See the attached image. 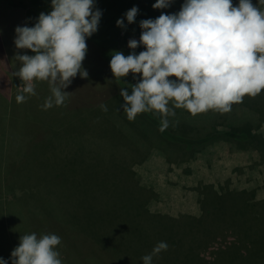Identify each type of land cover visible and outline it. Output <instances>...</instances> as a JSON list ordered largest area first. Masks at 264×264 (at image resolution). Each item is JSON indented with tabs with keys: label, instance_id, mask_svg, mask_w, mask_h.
<instances>
[{
	"label": "rangeland",
	"instance_id": "374dc122",
	"mask_svg": "<svg viewBox=\"0 0 264 264\" xmlns=\"http://www.w3.org/2000/svg\"><path fill=\"white\" fill-rule=\"evenodd\" d=\"M41 1L31 10L52 9L51 0ZM14 4L23 7L26 1L0 0V239L4 240L0 257L12 264L18 234L66 235L57 218L79 226L89 250L85 257L72 258L78 247L74 251L73 241L70 244L66 236V251L57 246L62 264H143L142 257L161 241L169 247L153 257V264H264V214H254L245 206L264 201V155L259 149L219 142L186 162L177 158H185L179 150L177 154L173 150L171 161L159 155L152 150L154 130L137 125L141 115L129 120L124 100L118 109L110 103L115 86L107 85V66L88 42L82 64L89 75L78 74L65 89L70 94L63 105L69 109L63 105L42 108L51 95L47 81H33L36 95L12 103L17 95H27L23 93L27 82L13 76L20 67L15 56L26 50L28 55L35 54L15 47V28L36 22L24 21L5 6ZM130 39L140 38H123L126 48ZM130 77L137 84L141 74ZM39 95L44 98L42 104ZM101 104L107 105V112L100 109ZM83 110L88 126L81 125L85 131L78 140L82 144L73 146L64 132L45 146L38 128L45 130L50 121L56 124L65 114ZM33 119L41 125H34L37 130L30 129ZM260 130L264 132V125ZM29 134L36 135L29 140ZM35 147L39 151H33ZM132 164L141 181L151 183L159 194L153 197L151 210L162 216L140 213L141 193L128 172ZM13 207L21 216L13 215ZM79 213L88 219L80 217L79 223ZM97 245L107 255L96 250ZM91 250L97 258L91 257Z\"/></svg>",
	"mask_w": 264,
	"mask_h": 264
},
{
	"label": "clouds",
	"instance_id": "9594fccd",
	"mask_svg": "<svg viewBox=\"0 0 264 264\" xmlns=\"http://www.w3.org/2000/svg\"><path fill=\"white\" fill-rule=\"evenodd\" d=\"M174 0H156L154 9H167ZM264 0L254 6L252 0H184L179 12L162 13L155 19L141 20L139 41L130 39L128 47L146 50L125 56L115 51L110 60L114 77L141 74L131 86V94L120 89L123 111L129 120L142 113L154 112L161 117L160 131L170 125L174 109L183 108L192 115L216 110L227 113L247 95L255 97L264 90ZM52 10L40 13L34 26H17L14 44L34 55L17 54L20 63L13 76L27 82L16 96L23 103L36 95L33 81H47L51 95L44 110L61 106L69 96L65 89L78 74L87 78L84 61L90 38L98 31L103 12L96 0H51ZM133 6L116 21L126 29L138 15ZM175 77V79H170ZM170 104L172 105L170 107ZM103 112L105 104L99 105ZM56 234H25L11 253L12 264H62ZM159 242L143 264H153V257L167 251ZM0 264H9L0 257Z\"/></svg>",
	"mask_w": 264,
	"mask_h": 264
},
{
	"label": "trees",
	"instance_id": "16d2710c",
	"mask_svg": "<svg viewBox=\"0 0 264 264\" xmlns=\"http://www.w3.org/2000/svg\"><path fill=\"white\" fill-rule=\"evenodd\" d=\"M155 2L156 0H96V7L102 10L103 15L98 25V31L90 38H87L86 42L91 44L93 49L95 48L97 50V58L101 59L103 64L107 66L109 75V77H107V85L109 87L110 85L115 86V89H112L114 93L109 97V99L110 103H114V105L116 103V109H118L117 105L119 104V102L121 103V101L123 100V97L120 96V89L125 88L129 92V94H131V86L135 85L136 83H134L132 78L130 77L132 73H129L126 77L122 78L114 77L109 66L112 54L115 51H120L125 56H127L133 51L136 54H139L141 51L146 50L142 45L137 47L135 50L126 48V45L122 44V40L128 35L140 38L142 29L139 27V23L141 20L149 18L155 19L162 13H177L181 9V5L183 4L184 0H174V3L167 9H154L152 5ZM238 2L239 0H233V5H238ZM252 3L254 6H258V0H252ZM133 6H138L139 9L135 22L129 25L125 19V25L127 26L126 29L117 27L116 21L122 18L124 16V13L130 10ZM44 9H47L43 11V13L45 14L49 13L52 10L50 8ZM40 13L42 12L35 11V14L38 16L40 15ZM170 79H175V77H170ZM40 99V104H42L44 102L43 96ZM66 101L68 102V98L66 99ZM40 104H38V107L41 106ZM67 106L68 105L65 106L66 109ZM171 106L172 105L170 104V107ZM174 110L176 112V115L175 117H169L170 125L163 132L160 131L161 117L159 116V114H156L154 112L140 114V123L137 124L144 129H146V127L148 126L152 130H154L156 137V146L152 150H155L159 155L167 158V160L171 161L173 159V150L175 154H177V150H179L181 152L178 151V154L185 156V158H181L180 156H177V158L180 159V162H186L189 158L195 156L194 154L200 152L204 154L211 146L219 142H224L235 147L239 146V148L245 149L248 148V146H256L259 149L261 155H264V132L260 130L262 129V125H264V90H262V92L255 97L246 95L241 103L234 104L231 111L227 113L219 112L216 110H209L205 113L192 115L183 108H177ZM57 117L55 118L57 119ZM34 119L33 126L30 128L31 130H37L35 129L34 125L36 127L41 126L37 122H34ZM86 119H88V115H85L84 110L80 111L79 113H76L75 111L65 114V116L59 119L56 124L55 122L50 121L49 126L45 129L47 131V135L46 131L42 129V127L38 128L39 130L41 129L40 132L45 136L43 138V140L46 142L44 143L45 146L47 145V142H51L50 144H52L54 143V141H58L57 139H59L64 132L65 134H67L66 139H70V142L74 144L73 146L82 144L83 142L79 141L78 138L81 137L82 139L81 133L85 131L81 130L82 123L84 128L88 126L84 124ZM219 126L221 127L220 129L217 128ZM34 136H31L29 134L26 137L30 140ZM32 149L35 152L39 151V149H36V147ZM167 153L168 156H166ZM133 164L128 167V172L133 177L132 181L134 186L136 187L138 192L141 193V198L138 199L140 213H149L151 215H156L159 217L162 216L160 212H153L151 210V205L154 202L153 199H156L159 194L154 190V186L151 183L141 181V178L132 168ZM230 191L236 192L238 194L242 192L248 193L246 190ZM233 192L231 193L233 194ZM0 202L3 205V202L1 200ZM245 206L249 207L254 214H264V201L256 204H251L249 202ZM12 212L13 215L17 214L21 216V214L15 209V207L12 208ZM86 216L87 214L84 215L82 213H79L78 222L81 223L82 221L80 217H82L83 220H87L88 217ZM53 219L55 218L53 217ZM171 219L174 221H178L173 218ZM56 220H58L62 224V227L65 228L64 232L67 231V234L65 233L66 235L64 236L62 232L60 234V246L62 247V250L64 252L66 251L63 241H65L67 236L66 241H69L70 244L71 241H73L71 245L74 246V251L78 247V251L73 252L74 255H72V258L85 257L86 254L89 253V250L85 246L87 237L81 231L79 226L74 224H64L60 219L57 218ZM22 235L25 234H18V236L20 237ZM262 235L264 236V234ZM2 240L0 239L1 244L4 243V240ZM13 245H17L16 247L19 246L16 241H14ZM13 245H11L10 243V246ZM97 246L94 247L96 250L99 249V252H101L102 255H107L106 252L100 251V246ZM90 255L91 257L97 258L96 252L93 250H91Z\"/></svg>",
	"mask_w": 264,
	"mask_h": 264
},
{
	"label": "crops",
	"instance_id": "0c3cea01",
	"mask_svg": "<svg viewBox=\"0 0 264 264\" xmlns=\"http://www.w3.org/2000/svg\"><path fill=\"white\" fill-rule=\"evenodd\" d=\"M1 1H5V0H1ZM25 1H26V4L23 5V7H18L16 4H14L15 6H12V7H11V5H13V4L5 5V6L9 7V9H11V11L18 13L19 17H22V19L26 22L36 21L39 16L35 14V11L31 10V7L34 5L40 6L42 1L41 0H38L37 2H32L29 0H25ZM7 4H8V2H7ZM26 53H27V50H26ZM39 96H36V98ZM40 100L41 99H39V101ZM12 103H15V104L17 103L16 98H15V100H12Z\"/></svg>",
	"mask_w": 264,
	"mask_h": 264
}]
</instances>
